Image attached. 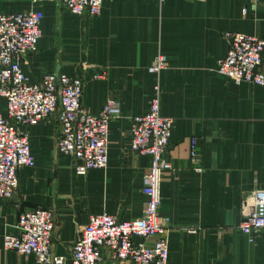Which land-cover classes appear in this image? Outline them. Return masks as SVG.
Instances as JSON below:
<instances>
[{
	"label": "crops",
	"instance_id": "obj_1",
	"mask_svg": "<svg viewBox=\"0 0 264 264\" xmlns=\"http://www.w3.org/2000/svg\"><path fill=\"white\" fill-rule=\"evenodd\" d=\"M27 9L42 15L43 32L23 64L30 80L53 72L82 76L84 109L97 114L116 98L123 113L110 124L109 168L85 176L58 153L56 119L29 129L36 163L20 171L15 199L0 200V264H35L3 248L26 210L54 212L53 253L63 257L90 216L140 218L150 158L130 149L131 119L149 109L147 68L160 54L169 59L161 114L175 119L167 152L173 169L162 182L160 207L171 220L169 264H264V230L250 238L237 229L243 199L264 188V87L237 85L216 71L228 50L225 32L264 39V0H105L96 18L75 17L59 0H0V14ZM105 70L106 79L93 78ZM6 111L0 100V114ZM192 138L200 171L190 159Z\"/></svg>",
	"mask_w": 264,
	"mask_h": 264
},
{
	"label": "built area",
	"instance_id": "obj_2",
	"mask_svg": "<svg viewBox=\"0 0 264 264\" xmlns=\"http://www.w3.org/2000/svg\"><path fill=\"white\" fill-rule=\"evenodd\" d=\"M39 0H34L38 2ZM75 17H99L105 0H59ZM42 15L34 9L0 14V100L7 111L0 114V200L12 201L19 193V173L33 168L29 129L56 119L60 125L58 153L70 159L78 176L110 165V124L120 119V100L109 99L101 111L91 114L83 107L85 79L47 73L40 82L26 74L25 60L37 53L42 37ZM228 50L216 69L237 85L264 87V39L235 31L224 33ZM169 66L166 55H158L147 68L152 100L145 115L131 119L130 149L150 158L143 178L147 197L138 219L126 220L106 212L92 215L73 244L68 257L53 253L55 217L52 210L37 208L22 212L13 232L4 237L6 252L33 258L35 264H169L171 220L160 214L161 185L173 169L167 159L175 119L161 114V74ZM107 70L94 75L103 80ZM190 159L200 171L198 141L191 139ZM237 229L247 237L264 230V188L249 193L241 204ZM196 233V230L192 231ZM149 240H153L152 243Z\"/></svg>",
	"mask_w": 264,
	"mask_h": 264
}]
</instances>
